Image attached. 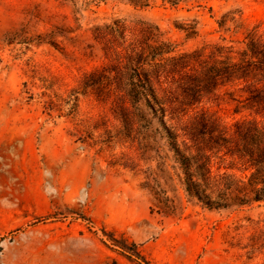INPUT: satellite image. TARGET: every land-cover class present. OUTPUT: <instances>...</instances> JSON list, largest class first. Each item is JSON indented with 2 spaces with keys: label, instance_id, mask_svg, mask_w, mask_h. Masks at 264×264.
I'll use <instances>...</instances> for the list:
<instances>
[{
  "label": "rangeland",
  "instance_id": "rangeland-1",
  "mask_svg": "<svg viewBox=\"0 0 264 264\" xmlns=\"http://www.w3.org/2000/svg\"><path fill=\"white\" fill-rule=\"evenodd\" d=\"M168 1L0 0V264H264L226 77L264 0Z\"/></svg>",
  "mask_w": 264,
  "mask_h": 264
},
{
  "label": "trees",
  "instance_id": "trees-1",
  "mask_svg": "<svg viewBox=\"0 0 264 264\" xmlns=\"http://www.w3.org/2000/svg\"><path fill=\"white\" fill-rule=\"evenodd\" d=\"M152 1L129 0L136 7L141 8L148 7ZM168 2L171 4L176 3L174 0H169ZM230 21L234 22V17H230ZM217 23L219 26H223L225 20L217 21ZM240 43L244 45L242 49L238 51H234L233 47L230 49V55L227 58L228 71L226 72V77L229 81H244L245 92L247 93L244 99L246 108L254 109L258 113H264V34L259 33L255 29L249 30L245 33L244 40ZM169 51L171 49L161 50L157 48L156 52L149 58L148 55H145V51L138 50L135 47L131 49L127 57L140 64L147 60H153L156 56H162ZM215 72L214 67L209 68L211 75L215 74ZM143 77H138V81L142 82L143 80V83L147 84L150 79L149 76L144 73ZM55 108V105H53V109ZM236 128V132H239L237 136L243 141L242 151L249 157L251 166L256 168L249 180L253 193L252 201L262 202L264 201V125L259 127L257 123L252 121L238 123ZM260 166H263V170H261ZM187 191L191 194L193 187L187 188ZM130 246L132 248L121 245V249L124 252H134L136 258L149 264L137 250L136 244L132 243Z\"/></svg>",
  "mask_w": 264,
  "mask_h": 264
}]
</instances>
